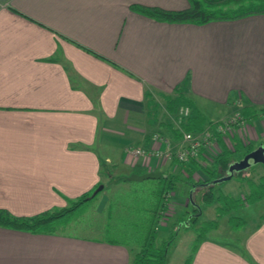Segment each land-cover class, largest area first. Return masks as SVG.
I'll return each instance as SVG.
<instances>
[{"label":"crops","instance_id":"1","mask_svg":"<svg viewBox=\"0 0 264 264\" xmlns=\"http://www.w3.org/2000/svg\"><path fill=\"white\" fill-rule=\"evenodd\" d=\"M132 5L177 11L188 1L0 0V209L31 216L147 172L183 177L187 205L192 189L205 187L195 184L206 181L200 171L188 177L178 163L145 164L126 151L149 149L157 133L177 149L179 137L156 117V98L203 116L217 108L221 119L208 125L241 111L251 151L264 149L257 116L264 110V14L196 25L156 21ZM245 149L231 160L241 161ZM201 153L197 161L212 168L210 152ZM102 200L100 221L82 230L113 236ZM263 203L264 196L245 207ZM255 216L238 247L204 235L189 264H264V211ZM120 242L0 228V264H131L135 253Z\"/></svg>","mask_w":264,"mask_h":264},{"label":"rangeland","instance_id":"2","mask_svg":"<svg viewBox=\"0 0 264 264\" xmlns=\"http://www.w3.org/2000/svg\"><path fill=\"white\" fill-rule=\"evenodd\" d=\"M155 103L156 117L162 120L163 125L169 126L170 131L171 129L178 130V132L183 130L181 129V124L187 116L186 110H180L179 106L173 105L170 111L166 107V103L160 98H156ZM153 109V106H151V111H153L151 115L154 114ZM202 113L206 121L219 120L223 115L217 108L213 110L209 108L203 110ZM262 138L264 139V136ZM170 139L172 138L170 137ZM255 146L257 147V145ZM200 166L209 167L208 163ZM241 173L244 176L237 174L220 183L216 182L212 188L214 195L221 193L233 199L241 198L242 195L243 197L247 196L250 190V188H247L248 182L252 181L254 185L262 182L264 178V162L251 163L247 168L241 170ZM179 174L178 176H181V173ZM181 179L183 180V177ZM182 180H180V177L177 179L178 182L175 184L174 194L169 196L168 204L170 203L171 208L167 209V205H165L166 209L163 208L161 210L162 204L160 203L154 208V211L153 191L157 190L158 182L144 180L121 181L115 184H112L113 182L106 183L104 190L98 192L91 200L86 201L77 210L71 221L64 226H60L58 231H64L68 235H82L90 238L111 239L112 237L116 241H121L120 243L128 246L135 253L143 244L145 231L148 228L147 226L150 225L151 228L153 227L157 230L155 240L157 244L167 239L172 233L173 239L166 251V263L182 264L193 253L194 245L198 241V234H204L205 237L226 243L233 248L235 246L238 247L235 240L242 236V229L244 227L245 229L243 230L251 229L256 223L257 217L255 213L264 211V203L261 205L255 204L249 208H246L244 204L231 209L227 215L218 218L216 217V209L213 208L215 204L206 205L200 200L201 193L206 189L205 187L192 189L189 203L187 205L183 204V200L185 198L189 199V196L186 184L182 183ZM195 184H200V182H195ZM259 188L261 187H257L256 190H259ZM104 199H106L104 212L109 208L115 221L113 227L109 225L110 231L114 233L113 236H108L106 232L92 231L93 233H90L82 230L91 226V220L94 221L99 218V216L97 218L96 209L100 206L99 202L101 200L104 202ZM185 202L187 203V200ZM251 204L252 202L249 201L248 205ZM193 209L195 210L194 214L197 216L195 222L192 221L194 217L192 215ZM164 212L171 214L165 218ZM161 214L163 215L161 216ZM102 216H105V214ZM230 220L236 224L233 225ZM242 220L244 223L241 222ZM97 221L99 222L100 219ZM161 221H164V224H161ZM212 221H216L217 231H207L205 230L207 228H204L200 232L199 229ZM184 224L188 227H185Z\"/></svg>","mask_w":264,"mask_h":264},{"label":"trees","instance_id":"3","mask_svg":"<svg viewBox=\"0 0 264 264\" xmlns=\"http://www.w3.org/2000/svg\"><path fill=\"white\" fill-rule=\"evenodd\" d=\"M188 8L184 10L168 11L156 7H147L140 5H132L130 9L136 13L149 17L153 20L168 23H192L196 25H202L211 21H224L234 20L241 17L264 14V0H187ZM167 108L171 111L173 100L171 98L165 99ZM182 109H186L187 116L184 118L181 129L185 131H200L205 127L207 121L204 116L198 112L193 106L190 107L187 104L180 106ZM244 116V115H243ZM245 117V116H244ZM246 118V117H245ZM171 134L174 138L180 136L178 130L171 129ZM234 149L230 150L219 141V148L215 154H211V166L203 167L197 160H190L187 164H180V169L187 173L190 177L196 170L200 171L201 174L206 177V181L200 182L201 185L205 186V191L201 193L200 200L206 205L215 204L216 206V217L220 218L230 212L231 209L236 208L240 205L247 204L249 201L254 202L264 196V178L258 185H254V182H248L247 187L250 188L249 194L243 198L233 199L230 196L224 194L214 195L213 183L221 177L228 176V168L231 164L235 163V160H231L232 154L238 151L241 147H245V154L251 152L250 142L248 144L241 145L236 137H233ZM205 150V149H202ZM202 150H200L202 152ZM209 160V161H210ZM176 163V162H175ZM242 174L241 171H234L231 176ZM243 175V174H242ZM244 176V175H243ZM176 176H165L161 174L158 180H153L159 183L156 191H153V211L157 205L162 204L161 210L168 203L169 194L175 189ZM121 181H126V178H121ZM199 185V184H197ZM257 187L259 190H256ZM82 194L80 197L67 200V206L61 208H53L42 211L40 213L31 216H14L4 209H0V228H8L17 231H24L34 234H53L58 232L60 226H64L71 221L75 216L76 212L86 202L91 200V193ZM163 199V200H162ZM192 221L197 220V216L194 214L195 210H192ZM230 222L234 225L235 222ZM216 221L207 223L202 227L200 232L205 230L213 229L216 227ZM145 231L143 244L139 250L135 252L131 264H166V251L169 247L173 235L172 233L167 239L162 240L157 244L156 236L157 230L150 225ZM188 227V226H187ZM198 230V231H199ZM198 241L204 236V234L197 235ZM197 241V243H198ZM197 245V244H196ZM196 245H194V250ZM193 250V251H194ZM191 255L186 259L184 264H189Z\"/></svg>","mask_w":264,"mask_h":264},{"label":"built area","instance_id":"4","mask_svg":"<svg viewBox=\"0 0 264 264\" xmlns=\"http://www.w3.org/2000/svg\"><path fill=\"white\" fill-rule=\"evenodd\" d=\"M258 118L264 122V110L259 111ZM250 125L247 118L241 111H235L230 117L223 121L208 125L206 128L190 132L180 130L177 139V149L174 148L172 140L164 135L153 134L151 146L145 150L143 148H128L127 153L131 158H141L148 164L153 158L159 164L163 162H176L187 164L190 160H197L199 155H203L200 150L205 149L210 154L218 151V144L221 141L230 150L234 149L233 137H236L241 145L250 142ZM170 194H167V196Z\"/></svg>","mask_w":264,"mask_h":264},{"label":"water","instance_id":"5","mask_svg":"<svg viewBox=\"0 0 264 264\" xmlns=\"http://www.w3.org/2000/svg\"><path fill=\"white\" fill-rule=\"evenodd\" d=\"M258 162L259 163L264 162V149L263 148L255 149V150L249 152L248 154H246L241 161H238V162L231 164L230 167L228 168L229 175L221 177L217 180H214L213 183H216V182L220 183L222 181H225L228 178H230V175L234 171H241L244 168H247L251 163H258ZM160 176L161 175L159 172H147V173H143L140 175L132 174V175L126 177V179L128 181L158 180L160 178ZM101 190H102V185H98L93 190L90 197L95 196Z\"/></svg>","mask_w":264,"mask_h":264}]
</instances>
